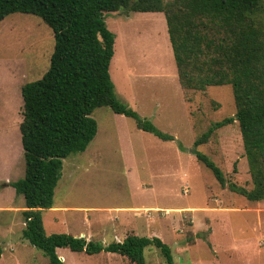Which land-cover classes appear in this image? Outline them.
<instances>
[{"label": "rangeland", "instance_id": "374dc122", "mask_svg": "<svg viewBox=\"0 0 264 264\" xmlns=\"http://www.w3.org/2000/svg\"><path fill=\"white\" fill-rule=\"evenodd\" d=\"M105 17L116 35L110 72L117 97L175 139L139 129L110 106L97 108V135L85 151L64 159L55 208L44 211L47 232L103 244L135 232L161 238L176 264H264V200L222 186L193 154L203 132L235 114L232 86L184 89L163 12L121 10ZM54 45L52 29L39 16L18 12L0 22V264H50L22 237L26 201L12 183L26 169L22 86L49 69ZM198 148L229 180L253 187L238 122L215 129ZM134 204L145 205L136 220L110 209ZM57 252L64 264H127L118 253ZM145 256L147 264H166L154 245Z\"/></svg>", "mask_w": 264, "mask_h": 264}, {"label": "trees", "instance_id": "16d2710c", "mask_svg": "<svg viewBox=\"0 0 264 264\" xmlns=\"http://www.w3.org/2000/svg\"><path fill=\"white\" fill-rule=\"evenodd\" d=\"M121 10L165 14L185 90L232 86L235 114L203 132L194 141L193 154L222 186L250 201L264 200V0H0V22L18 12L33 14L55 38L49 69L22 86L26 169L12 183L26 201L22 237L41 249L50 264H64L57 252L64 247L87 254L118 253L127 264H147L145 250L153 245L166 264H176L172 248L159 237L130 232L120 241L103 244L72 233H48L45 226L44 211L54 207L64 159L85 151L97 135L92 116L97 108L110 106L135 119L139 129L165 141L175 139L117 97L110 72L116 35L105 15ZM233 122L240 126L252 188L229 180L198 148L215 129Z\"/></svg>", "mask_w": 264, "mask_h": 264}, {"label": "crops", "instance_id": "0c3cea01", "mask_svg": "<svg viewBox=\"0 0 264 264\" xmlns=\"http://www.w3.org/2000/svg\"><path fill=\"white\" fill-rule=\"evenodd\" d=\"M53 208H55V205ZM110 209L115 211V213L117 215H122V216L127 217L131 220H136L138 218L137 217L138 215L145 214V205L144 204H140V205L134 204V205H128V206H115V207H111ZM75 236H77V234ZM120 240H118V241H120ZM61 258H62L61 260H64L63 256H61Z\"/></svg>", "mask_w": 264, "mask_h": 264}, {"label": "water", "instance_id": "95a60500", "mask_svg": "<svg viewBox=\"0 0 264 264\" xmlns=\"http://www.w3.org/2000/svg\"><path fill=\"white\" fill-rule=\"evenodd\" d=\"M62 259V258H61Z\"/></svg>", "mask_w": 264, "mask_h": 264}]
</instances>
